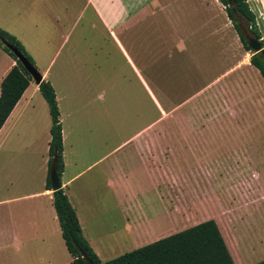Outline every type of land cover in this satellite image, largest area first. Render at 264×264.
I'll use <instances>...</instances> for the list:
<instances>
[{
    "label": "crops",
    "instance_id": "0c3cea01",
    "mask_svg": "<svg viewBox=\"0 0 264 264\" xmlns=\"http://www.w3.org/2000/svg\"><path fill=\"white\" fill-rule=\"evenodd\" d=\"M246 2L264 47V0ZM80 11L84 15L75 11L67 19L62 12L69 10L63 4L61 11V0H0V28L23 44L42 79L55 90L63 141L61 187L76 212L83 236L105 261L114 258L113 251L123 241L135 249L167 236L161 234L177 220L179 171L186 174L192 187L199 182L201 187L215 188L214 173L223 163L213 156L222 142L237 159L234 170L247 172L244 177L252 178L257 172L254 155L264 158V78L250 62L251 50L243 45L219 0H85ZM87 12L94 19L88 21V27H97L98 21L104 43L120 52L142 87L144 100L146 92H155L153 104L161 113L164 106L156 93L168 92L173 106L187 111L185 123L193 130L147 132L145 122L139 131L126 135L95 160V149L82 150V137L93 128L80 118L66 122L63 100L74 71L61 64V48L70 42ZM145 27L153 29L156 89L147 80L146 34L137 45V56L120 37L134 28L144 37ZM89 37L81 35L80 40ZM159 54L171 62V69L175 66L186 74L201 76L200 84L183 97L175 96L155 73ZM76 60L78 55L74 54L62 61L75 66ZM14 64V58L0 46V84ZM82 74L89 83L84 89L96 90L90 85L89 73ZM69 98L77 103L73 95ZM94 99L103 102V93ZM143 114L145 117L144 110ZM50 126L47 102L31 79L0 128V264H73L61 235L52 188L47 187ZM198 126L199 131L195 130ZM73 134L79 140L76 158H72V144L68 142ZM97 162L102 164V181L95 171L89 173ZM140 173L164 206L169 219L164 231L155 227L143 207L138 184L132 182ZM100 184L111 191L120 211V223L112 226L120 231L116 240L105 235L104 206L95 199Z\"/></svg>",
    "mask_w": 264,
    "mask_h": 264
},
{
    "label": "rangeland",
    "instance_id": "374dc122",
    "mask_svg": "<svg viewBox=\"0 0 264 264\" xmlns=\"http://www.w3.org/2000/svg\"><path fill=\"white\" fill-rule=\"evenodd\" d=\"M84 2L85 0H61V11L63 4L69 10L67 13L62 12V15L69 17L67 19H70L75 11L77 14L80 12L84 15L80 11ZM88 15L87 12L79 26L73 31L70 42L66 45L63 43L61 48V64L66 69L73 68L72 71H74L67 90V98L63 100L64 111L66 110L68 113L65 114L66 122L71 123L74 118H80L83 122L90 123L93 128L91 133L83 135L82 150L95 149L96 156L92 158L95 160L102 153L115 148L126 135L139 131L145 122L147 132L170 133L193 130L190 124L185 123L187 111L184 108H175L174 101L172 103L174 99L170 100L168 92L157 90L159 91L156 93L158 94L157 99L164 106L161 113L156 110L153 104L152 96L155 94L153 91L146 92L144 108L145 100L142 87L139 86L116 47L109 42L104 43V36L100 34L102 29L98 25V21L95 19L97 27H88V21L94 22L93 17ZM67 22L69 21L67 20ZM137 30L138 28L130 31L127 29L120 37L132 46L131 50L137 56L139 53L137 45L145 39L146 34L147 80L151 87L156 89L154 86L156 76L153 70V37L151 36L153 29L145 27L144 37H139ZM81 35L90 36V43L89 38L86 41L80 40ZM74 54L78 55L75 66L70 62L62 61ZM160 56L161 54L156 57L159 58L156 62L159 66L156 67L155 73L160 77L163 85H166L169 90H174L175 96L183 97L200 84L201 76L189 73L190 76L186 74L185 70H180L175 66L171 69V62L161 59ZM82 73H89L90 85H95L96 90L86 91L84 89V86L89 83L84 80L85 77ZM99 93H103V102L100 101L101 99L99 101L94 99L95 95ZM72 95L77 103L70 100L69 97ZM69 110L72 114H69ZM155 119L158 120L155 121ZM196 128L195 130L198 131L201 129L199 126ZM76 136L73 134L68 138V142L72 144L70 148L72 158H76L75 152L77 153L79 149V140ZM213 158L223 163L219 167L221 170L214 173V176L217 175V180L214 182L215 188L201 187L199 182H195L192 187L187 181L186 174L178 172L177 220L167 231L164 229L169 226V219L165 215L163 204L159 202L149 182L146 181L142 173L139 177L136 174L137 180L132 182L138 184L143 207L149 214L148 216L154 219L155 227L164 231L161 236L172 234L208 219H214L235 264L258 262L264 259V158L261 155H254V167L257 172L253 173L252 178L244 177L247 172L240 173L234 170L237 159L224 146L223 142L218 150H214ZM101 165L100 162H97L89 172L95 171L100 181H102L101 176L103 175V172L100 171ZM239 173L242 174L240 178L235 184L229 186ZM200 174L202 175V173ZM95 199L100 207L104 206L102 209H104L106 218L103 227L105 235L109 234L108 237L113 236V239L116 240L120 231H116V228L113 229L112 226L120 223V211L114 196L105 184H100ZM123 242L118 244L112 256L115 257L133 250L130 244Z\"/></svg>",
    "mask_w": 264,
    "mask_h": 264
},
{
    "label": "trees",
    "instance_id": "16d2710c",
    "mask_svg": "<svg viewBox=\"0 0 264 264\" xmlns=\"http://www.w3.org/2000/svg\"><path fill=\"white\" fill-rule=\"evenodd\" d=\"M227 11L239 37L246 49L251 50L241 34L239 22H246L249 31L260 38L256 27L255 16L246 0H219ZM235 9V12L233 11ZM251 50L250 62L260 71L264 78V47ZM0 46L11 55L15 64L3 77L0 84V128L13 107L20 99L32 79L12 48L21 53L33 65L34 61L23 44L11 33L0 28ZM39 91L47 102L51 117L49 170L56 155V171L60 176L64 168L63 141L56 93L52 84L42 79L38 84ZM47 187L51 188L50 175H47ZM53 206L56 211L61 235L67 251L72 256L73 264H235L214 219H208L180 231L161 237L153 242L124 252L114 258L102 261L82 234L76 212L64 189L60 186L52 190ZM264 264V259L252 263Z\"/></svg>",
    "mask_w": 264,
    "mask_h": 264
},
{
    "label": "water",
    "instance_id": "95a60500",
    "mask_svg": "<svg viewBox=\"0 0 264 264\" xmlns=\"http://www.w3.org/2000/svg\"><path fill=\"white\" fill-rule=\"evenodd\" d=\"M229 1V5H232V1ZM233 11L235 12V9L233 8ZM239 27L241 34L246 40L247 45L250 47L252 51H259L261 50L262 44L259 38L254 36L248 28V24L246 22H239ZM12 51L14 54L17 56V58L20 60L24 68L27 70V72L30 74L31 78L35 81V83L39 84L40 81L42 80L41 74L38 71V69L33 66L27 58H25L21 53H19L16 49L12 48ZM49 175H50V182H51V188L52 190H56L60 186V182L57 176V171H56V155H54L52 159V163L50 165V170H49Z\"/></svg>",
    "mask_w": 264,
    "mask_h": 264
}]
</instances>
